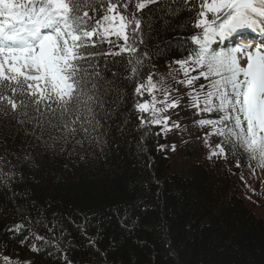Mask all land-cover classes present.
Listing matches in <instances>:
<instances>
[{
    "label": "snow or ice",
    "instance_id": "snow-or-ice-1",
    "mask_svg": "<svg viewBox=\"0 0 264 264\" xmlns=\"http://www.w3.org/2000/svg\"><path fill=\"white\" fill-rule=\"evenodd\" d=\"M173 2L0 0V165L9 166V173L12 169L18 173L23 163L35 166L33 152L55 156L70 149L71 154L85 151L86 144L89 150L102 149L108 143L110 122L126 99L127 82L136 83L138 96L157 89L151 73L143 78L145 60L152 59L150 50L155 55L171 42L150 44L145 36L151 41L159 18L153 14H173ZM183 6L193 15L181 27L197 30L183 39L195 47L185 48L187 55L175 63L185 77L181 83L192 86L201 78L206 82L199 90L193 88L195 95H189L198 111L218 116L198 121L201 126L211 125L212 134L223 137L213 155L224 154L230 145L242 148L264 166V39L255 47L240 42L220 46L249 30L264 37V0H183ZM104 43L109 45L107 52L97 49ZM101 57L104 68L97 62ZM156 103L152 95L151 102L136 104L139 112H151L150 120L141 117L142 124H161L158 113L177 107L179 101L166 103L165 109H157ZM168 119L164 117L163 122ZM117 128L123 131L120 125ZM18 139V151H12ZM8 156L17 163L13 165ZM0 175L12 178L2 168ZM23 230V224L7 229L13 234ZM5 264H10L7 257Z\"/></svg>",
    "mask_w": 264,
    "mask_h": 264
},
{
    "label": "trees",
    "instance_id": "trees-1",
    "mask_svg": "<svg viewBox=\"0 0 264 264\" xmlns=\"http://www.w3.org/2000/svg\"><path fill=\"white\" fill-rule=\"evenodd\" d=\"M170 7L173 14H153L159 18L151 41L145 36L150 44L171 42L155 55L150 50L153 60L187 46L181 25L193 14L181 3ZM131 86L103 150L86 144L71 154L33 152L35 166L23 163L18 173L0 165L12 177L0 175V264L5 257L10 264H264V221L245 209L224 176L194 165L165 177L157 139H148L131 110ZM16 224L22 233L7 231Z\"/></svg>",
    "mask_w": 264,
    "mask_h": 264
},
{
    "label": "rangeland",
    "instance_id": "rangeland-1",
    "mask_svg": "<svg viewBox=\"0 0 264 264\" xmlns=\"http://www.w3.org/2000/svg\"><path fill=\"white\" fill-rule=\"evenodd\" d=\"M153 145L159 147L161 149L162 154H163L164 148L163 147L161 148V145H163L162 141H161V145L159 144V142H155ZM181 152H182V154L188 153L187 149H185V150L183 149V151H181ZM169 159L170 158H167L166 160H169ZM160 165H161V163H160ZM259 203H261V204L264 203V200L261 199L259 201ZM253 211L255 212L256 216L264 219V205H262L261 207H254Z\"/></svg>",
    "mask_w": 264,
    "mask_h": 264
},
{
    "label": "bare ground",
    "instance_id": "bare-ground-1",
    "mask_svg": "<svg viewBox=\"0 0 264 264\" xmlns=\"http://www.w3.org/2000/svg\"><path fill=\"white\" fill-rule=\"evenodd\" d=\"M252 40H253V39H252ZM242 42L247 43V41H245V40H243ZM251 42H253V41H251Z\"/></svg>",
    "mask_w": 264,
    "mask_h": 264
}]
</instances>
